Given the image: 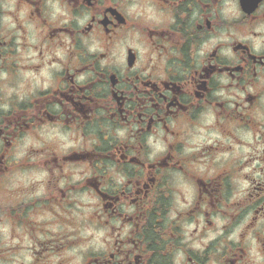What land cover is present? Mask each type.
Returning <instances> with one entry per match:
<instances>
[{
	"label": "flooded vegetation",
	"instance_id": "af4514ba",
	"mask_svg": "<svg viewBox=\"0 0 264 264\" xmlns=\"http://www.w3.org/2000/svg\"><path fill=\"white\" fill-rule=\"evenodd\" d=\"M0 264H264V0H0Z\"/></svg>",
	"mask_w": 264,
	"mask_h": 264
}]
</instances>
